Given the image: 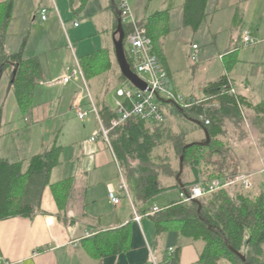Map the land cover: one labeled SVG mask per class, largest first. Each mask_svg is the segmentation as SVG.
I'll list each match as a JSON object with an SVG mask.
<instances>
[{
  "label": "crops",
  "instance_id": "obj_1",
  "mask_svg": "<svg viewBox=\"0 0 264 264\" xmlns=\"http://www.w3.org/2000/svg\"><path fill=\"white\" fill-rule=\"evenodd\" d=\"M9 1H12V22L5 39L4 53L7 56L16 53L25 44L24 58L39 59L42 77L35 90L32 124L26 125V121L21 118L24 126H18L19 129L14 132V125L11 124L13 120H2L1 156L8 159L2 154V143H16L22 150V143L25 142V152L19 161H25L24 169L27 170L28 161L38 155V151L44 154L58 142L63 147V153L59 166L51 174V184L67 181L69 185L65 192L67 200L64 211L60 210L49 186L43 194L41 213L32 219L17 217L0 222V257L9 264H154V261L156 264H172L173 253L170 249L175 251L181 243L180 264H196L204 243L180 239L175 231L158 237L150 216L146 215L147 212L143 214L151 209L149 204L141 206V211L136 209L142 216L141 221L137 222L128 199L123 196L120 206H115L109 200V186L119 185L114 154L101 137L91 141L93 133L99 127L97 117L90 114L82 121L76 114L78 107L90 110L91 100L84 92L80 78L67 85L58 82L74 69L77 60L86 61L92 54L101 50L107 51L106 57L111 65L107 64L104 72H96L95 76L87 80V84L92 102L96 106L106 102L117 112L116 102L120 101L118 90L124 84H121V71L114 47V24L118 16L116 0H0V14L5 9L3 5ZM184 3L185 0H166V9L159 11L167 12L157 23V29L159 36L160 29L165 33L160 39V46L168 64V88L186 98L201 100L205 99L204 89L209 84L228 75L235 94L243 96L253 106L264 105V65L259 66L255 57L250 59L246 71L237 75L231 71L227 73V65L234 59L233 65L230 63L231 69L233 68L238 53L250 51V48H244L243 45V35L248 24L261 28L260 36H256L260 42H256L257 46L252 48L253 56L258 46L262 44L264 47V0H209L208 19L212 18L215 22L214 30L221 32L220 25L216 24L219 23L217 18L226 9V19L236 27L232 42L224 53L234 48L239 50L234 55L219 56L218 64L213 58L208 59L204 55V59L197 65L198 61L193 62L190 54L197 53L199 56L202 52V47L196 42L199 29L195 31L184 26ZM43 9L48 10L46 20H43L41 14ZM133 12L132 18L138 22L148 21L155 13L151 14L148 6L144 9L141 6L140 10L134 9ZM165 17L167 21L163 24L161 20ZM75 20L79 21V27L74 26ZM182 28L186 30L185 34L175 33ZM208 33V29L200 31L201 37L207 40L210 39ZM174 43H180L176 51L172 50ZM194 45L198 46L197 50L193 49ZM5 73H9L11 79L10 71ZM240 79L244 82L238 85ZM255 81L262 82L257 98L254 94ZM68 104L74 116L70 117L67 113ZM4 110V103L0 101L2 119L5 116ZM244 112L251 119L246 117L245 123L238 127L243 126L246 129L248 126L252 135L249 125L254 123L259 135L264 137V124L256 126L260 121L259 115L253 109H245ZM91 115L95 116L94 119ZM165 117L167 118V114ZM183 126L189 132L190 141L203 138V130ZM234 130L236 135L241 133L239 129ZM229 134L227 128L222 140ZM19 138L25 141L20 142ZM260 161L261 173L264 169V158ZM240 165H237V170L243 168V163L240 162ZM165 183L173 185L174 181L167 179ZM257 189L259 190L258 187ZM178 197L179 191L171 190L157 198L162 199L165 207ZM124 227L129 229L130 235L126 250L120 254L101 257L89 238H83L89 230H95L99 234ZM219 264L230 262L221 260Z\"/></svg>",
  "mask_w": 264,
  "mask_h": 264
},
{
  "label": "trees",
  "instance_id": "obj_2",
  "mask_svg": "<svg viewBox=\"0 0 264 264\" xmlns=\"http://www.w3.org/2000/svg\"><path fill=\"white\" fill-rule=\"evenodd\" d=\"M209 0H185L183 24L193 30H198L208 19L207 4ZM117 7V0H116ZM0 14V77L6 71L11 73V90L16 99L18 109L26 125L32 124L35 90L42 77L41 64L38 58H24L25 44L21 49L10 55H5L4 45L10 23L12 22V1L3 5ZM167 12L154 13L148 21L142 24L153 43V54L159 63L168 71V64L158 35L157 23ZM115 31L118 28L116 18ZM125 38L133 29L132 25L123 24ZM234 48L224 57L234 55L238 51ZM107 51L101 50L87 57L86 61L80 59L86 80L95 76L94 62L100 55ZM128 58V56H127ZM130 64L131 61L129 60ZM229 62L227 73L231 71ZM231 63V64H230ZM108 65H111L110 63ZM133 72L134 69L132 68ZM15 73V76H14ZM135 73V72H134ZM168 75V74H167ZM1 79V78H0ZM121 84L135 88L121 73ZM123 85V86H124ZM121 86L120 88H122ZM234 89L228 75L222 76L219 81L209 84L204 89V98L189 107H181L163 101L162 109L171 104L172 110L190 122L196 128L203 130L201 140H189V132L178 135H165L163 131L167 118L156 127H149V122L132 117L118 128L112 130L110 142L112 151L125 176L135 208L139 211L141 206L150 204L156 197L171 190L182 192L177 183L180 171V158L184 148L194 144L186 151L184 172L181 176L186 189L200 182H210L216 179L232 180L240 175L237 166L231 165L230 148L224 143L222 137L226 134V121L243 123L245 109H253L259 115V123L264 124V105L253 106L246 98L232 94ZM125 106L130 107L128 101ZM99 115L106 127L111 126V121L118 116L104 102L98 104ZM202 122L208 131L210 144L202 147L195 143L206 142L204 129L193 122ZM246 120V117H245ZM209 124H206V122ZM2 117L0 113V140L2 134ZM169 143L170 149L164 145ZM63 147L55 142L53 147L44 154L33 156L28 161L27 170L24 169L25 161L10 162L1 156L0 152V222L11 218L32 219L41 213V202L47 187H51L55 200L60 208L66 209V188L69 183L63 181L51 184V174L59 166ZM171 153L174 155L172 158ZM234 170L229 173V170ZM190 174V177L187 176ZM189 177V178H188ZM172 179L173 185H167L165 180ZM199 205L194 202H182L179 197L176 201L162 208V211L150 215L156 235L162 236L167 232H177L180 239H189L194 242L204 243L199 261L196 264H219L227 260L230 264H264V189L259 191H245L241 187H233L212 194ZM150 210V209H149ZM145 211L143 214L148 212ZM146 216V215H144ZM129 229L124 227L113 231L99 233L89 240L101 257L111 254L123 253L127 248ZM246 258L244 263L237 257L226 244ZM182 244L179 243L173 252L172 264H180Z\"/></svg>",
  "mask_w": 264,
  "mask_h": 264
},
{
  "label": "built area",
  "instance_id": "obj_3",
  "mask_svg": "<svg viewBox=\"0 0 264 264\" xmlns=\"http://www.w3.org/2000/svg\"><path fill=\"white\" fill-rule=\"evenodd\" d=\"M53 2H55V0H53ZM117 9L120 12V17L123 21V24L133 26L130 34L125 38V52L126 56H128V61H131V69L133 68L135 74L147 84V89L140 90L137 88H131L129 85H124L122 88H120L118 90V96L122 99V101L120 100L116 102L118 116L111 121L110 127H106L99 115L97 106L92 102L87 80L78 60L76 61L74 69L70 73L65 74L61 80L58 81L67 85L76 78L81 79L83 89L91 100V108L90 110H83L82 108L78 107L76 109L77 117L82 121L85 120L90 114H94L97 117L99 127L93 133L91 141H96L99 137H101L108 145L112 153L113 151L110 142V134L112 130L121 126L128 119L136 117L149 123H160L165 117L164 111L162 109L163 101H167L169 103L173 102L175 105H179L181 107H189L194 103L199 102L195 99L186 98L183 95L177 94L168 88L167 72L161 63H159L156 55L153 54V43L147 34L146 28L142 25L144 23L138 22L132 18V10L127 0H117ZM47 13V9H43L41 11L43 20H46ZM79 25V21L75 20L74 26L79 27ZM243 45L245 48L256 45V42L251 38L248 32H245L243 35ZM193 49L197 50L198 46L194 45ZM198 58L199 56L197 53L190 54V59L193 62H197ZM231 93L235 94L234 89H232ZM125 101L129 102V108L125 106ZM206 124H209V122L207 121ZM114 158L118 168L119 185L118 187H114L112 185L109 186V200L115 206H120L122 203V197L124 196L126 199H128L133 209L135 220L140 222L142 216L136 211L124 173L115 156ZM262 174H264V169L262 170ZM250 179L251 176L240 174L232 180L216 179L210 182H200L192 186L189 191L186 189V192H180L179 199L182 202H193L194 200L200 201L201 199H204L219 191L233 187H241L245 191H251L253 185ZM160 211H162V208L154 207L151 208L146 213V215H154ZM97 234V231L89 230L85 233L83 238L88 239ZM170 251L171 253L174 252L173 249H170ZM153 263L156 264L155 261ZM0 264L9 263L0 257Z\"/></svg>",
  "mask_w": 264,
  "mask_h": 264
},
{
  "label": "rangeland",
  "instance_id": "obj_4",
  "mask_svg": "<svg viewBox=\"0 0 264 264\" xmlns=\"http://www.w3.org/2000/svg\"><path fill=\"white\" fill-rule=\"evenodd\" d=\"M128 4L132 10V12L134 11H138L141 9V6H143V9L145 7H149V9L151 10V14L152 13H157L159 11H164L166 9V0H127ZM226 13L227 9L223 12L222 15L218 16L217 21L219 23H216L217 26L220 25L219 30L221 31L220 33L218 31H215L214 28L215 26V22L212 21L211 19L206 20L202 26L199 29V33H197L196 35V42L202 47V52L200 53V58H198V62L196 63L199 64L203 58V56H207L208 59L213 58L214 61L217 62V64L219 63V56H223L225 55V50L227 48H229V45L231 44L230 42H232V34L235 31L236 27L233 26L232 23H230V21H228L226 19ZM134 14V12H133ZM165 16V15H163ZM166 17L165 19L161 20V23L163 22V24L166 22ZM256 23V22H255ZM258 24V23H257ZM185 28V27H184ZM189 29V28H187ZM203 29H208L209 30V40H207L204 37H201L200 35V31H202ZM261 28H258L256 26H253L252 24H248V26L245 27V32L250 33L251 38L257 42H260L256 39V36L259 37V33H260ZM161 33L160 35V39L162 38V36L165 34L164 31L162 29L159 30ZM185 29L182 28L178 29L177 31H175V33H180V35L185 34ZM190 31H193L192 29H190ZM219 33V35H218ZM189 37V36H186ZM191 37V36H190ZM189 39V38H188ZM191 41V39H190ZM257 44L255 45V47L257 46ZM180 47V43H174L172 45V50L176 51L178 48ZM250 48L249 52H240L237 54V61L235 63V65L233 66V68L231 69V72H233L234 74L237 75V73L246 71L250 65L251 62V58L255 57V59L258 61L257 63L259 64V66L264 65V47L261 44V46H258V50L256 51V53L253 56V48ZM126 48V46H125ZM245 48V47H244ZM248 48V47H247ZM217 57V58H216ZM240 59V61H239ZM185 62V61H184ZM94 71L97 73H101L104 72L106 70L105 66L108 64V60L105 55H100L97 60L94 62ZM233 65V64H232ZM229 66V65H228ZM264 68V67H263ZM246 69V70H245ZM246 75L245 78L246 79ZM0 101H2L4 103L5 106V116L2 119L3 121L6 122H11L13 120V123L11 122V124L14 125L13 127V131L16 132L18 128V126L23 127L24 122L22 121V116L18 110V105L16 102L15 97L12 94V90H11V82H10V76L9 73H3L2 76L0 77ZM241 80V79H240ZM238 80L237 84L240 85L244 82V80ZM254 84L256 85V90H255V96L257 98V96H259L257 93L259 92L258 90L261 89V85L262 82H257L255 81ZM264 90V89H263ZM81 91V90H80ZM85 92V91H84ZM264 92V91H263ZM86 93V92H85ZM112 100L114 101V96L112 97ZM118 100H121L120 98ZM258 100H260V98H258ZM256 99V101H258ZM112 101V102H113ZM261 102V101H260ZM114 103V102H113ZM113 107V104H112ZM68 108V109H67ZM66 111L67 113H69L70 117L74 116V113L71 111L69 104L66 107ZM168 110L167 112H165V115L167 114V120L164 123L163 126V131H165V135H178L179 133L185 132V128L183 125L187 126V127H191L192 129L196 128V126L192 123H189L187 121H185L183 118H181L176 111L172 110L170 112V110L172 109L171 106H165L164 110ZM63 111V107L62 110ZM16 118H15V117ZM92 116V117H91ZM90 117L92 119H94V115H91ZM89 117V116H88ZM87 117V118H88ZM245 117H247V119H251L248 114L246 115L245 112H243V123H245ZM15 118V119H13ZM89 118V119H91ZM249 122V121H248ZM65 124H67V122H65ZM226 128H228V131L230 132V134L226 137V139H224V143H228V147L230 148V152H231V158L229 159V162L231 163V165L233 166H237L240 165V162L243 163V168L238 170L240 174L243 175H249L251 176V181H252V185L253 188L252 190L254 191H259L257 189V187L259 189H264V174H262V171L260 173L261 170V158H264V137H262L263 135H259L258 130H256V128L254 127V123H250V129L252 130V135L250 134V130L248 129V126L243 127H238L239 124L236 121H226ZM149 127H156L154 124H148ZM234 129H237V131L240 130V134H242L241 136L236 135L234 133ZM239 129V130H238ZM245 131H247V137L245 136ZM236 132V131H235ZM233 135H236V137H234ZM190 140V137H189ZM20 142H24L25 140L22 138H19ZM15 144V145H13ZM10 144L9 142H7V144L2 143L1 145H4L3 147V151L2 154H4V156H7L8 160L10 162H17L21 159V156H23V152H25L24 146H25V142L22 143V150L19 148V146L16 143ZM263 147H262V146ZM31 146H29L30 149ZM165 149H170L169 147V143L167 142L164 145ZM22 153V155H21ZM36 154H42L40 153V151H38V153ZM172 158L175 157L174 155L171 153ZM176 160H175V164H176ZM241 166V165H240ZM229 173H233V169L229 170ZM261 174V176H260ZM187 176L190 177V174H187ZM53 180H55V177H53ZM162 199L160 198H155L150 204H149V208H154V207H159V208H163L164 207V202L161 201Z\"/></svg>",
  "mask_w": 264,
  "mask_h": 264
},
{
  "label": "water",
  "instance_id": "obj_5",
  "mask_svg": "<svg viewBox=\"0 0 264 264\" xmlns=\"http://www.w3.org/2000/svg\"><path fill=\"white\" fill-rule=\"evenodd\" d=\"M117 15H118V28L115 31L114 34V47H115V52H116V58H117V62L120 68L121 73L123 74V76L137 89L140 90H146L147 89V84L142 81L131 69L130 63L127 59L126 56V52H125V32H124V27H123V21L120 17V12L117 9ZM15 76V73H14ZM171 104H174L173 102H170ZM178 106V105H176ZM179 107V106H178ZM179 109L181 110L182 113H184L183 109L179 107ZM193 122H195L196 124H198L199 126H201L204 131H205V135H206V142L203 143H195L197 145H200L202 147H207L210 144V137L208 134L207 129L205 128V126H203L202 122L197 121V120H192ZM194 144H189L184 148L183 154L180 158V171L177 175V182L180 186V188L182 189V191L186 192V187L182 182L181 176L184 172V161H185V155H186V151L191 148ZM194 203L199 205V213H201V202L199 200H194ZM226 244L228 245V248L237 256L239 257L244 263H246V258L240 254L239 252L235 251L226 241ZM249 264V263H247Z\"/></svg>",
  "mask_w": 264,
  "mask_h": 264
}]
</instances>
